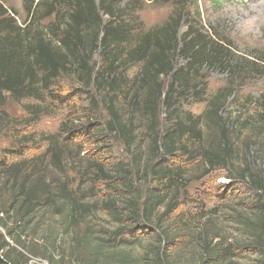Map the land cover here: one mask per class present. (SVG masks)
<instances>
[{
    "label": "rangeland",
    "instance_id": "obj_1",
    "mask_svg": "<svg viewBox=\"0 0 264 264\" xmlns=\"http://www.w3.org/2000/svg\"><path fill=\"white\" fill-rule=\"evenodd\" d=\"M67 1H59L60 23L67 18ZM0 4L8 11L4 17L15 18L19 25L35 21L33 29L43 30L46 36L57 40L51 34V25L56 18L37 23V18L34 20L28 14L26 0H0ZM113 8L121 14L125 12L123 17L133 21L136 33L160 26L172 11H183L182 35L190 26L205 38L211 34L219 38L215 39L217 45L207 49L222 55L221 63L220 60L203 59L190 65V59L170 53L178 67H189L183 80L196 85L197 93L193 90L189 96H177L172 107L162 100L158 105L159 122L164 131L177 121V116L184 122L188 115L192 120L201 118V126L197 127L200 136L190 142L188 153L163 159V163L175 166L179 174L177 196L180 204L175 213L183 212L190 221L187 236L179 239L182 245L175 263L198 264L203 244L222 241L224 246L232 244V253L217 256L215 261L212 260L214 263L264 264L260 249L250 247L251 236L257 230L256 221L264 214V196L237 176L239 171L247 169L264 179V132L256 121L260 116L258 97L264 93V0H123ZM44 11L45 6L39 9L38 17ZM108 19L104 15V21ZM125 46L128 50L131 48V44ZM132 61L128 58L122 62L115 76L135 83L145 62ZM254 62L256 70L248 72L245 68H252ZM106 63L98 51L91 65L100 70ZM243 72H246L245 76L239 78L237 74ZM163 79L167 84L170 82V78ZM133 83L125 91L130 93L125 98L95 84L88 88L82 86L73 71L57 79L50 91L40 96L41 99L7 97L5 104L0 105V160L7 163L0 165V185L6 181L7 186H11L13 181H7L10 175H4L3 171L12 167L19 171L21 179L22 176L29 179L28 186L49 185L45 195L49 198L48 203L32 215L25 231L12 224L15 233H22L34 249H48L54 256L52 260L41 255L42 258H37H45L49 264H118L122 255L140 258L158 242L162 227L145 228L142 224L140 232L149 231L148 235H141L142 241L135 239V230H132L130 234L118 233L116 244L98 247L99 240L106 243L120 225L104 208L105 202L119 198L121 204L128 201L130 191L140 190L143 194L147 188L155 186L152 179L143 177V167L151 154V115L143 108L145 93L134 91ZM180 84L178 90L182 89ZM224 91L225 94H221ZM230 92L234 95L225 99ZM135 95L138 104L132 103ZM216 95H219L217 100L223 111L211 125L207 112L209 101ZM111 97L115 98L123 120L132 122L131 147H127L121 136L106 130V122L112 116L103 100ZM247 116L254 117L250 120L254 128H249L250 123H244ZM223 136L233 144L229 159L224 168L205 175L206 154L225 148ZM120 166L127 168V176L131 177L106 181L105 176H121ZM229 175L233 179L228 178ZM17 178L18 183L21 179L18 175ZM4 194L2 188L0 195ZM66 196L93 205L94 211L85 222L78 225L71 222L66 214L69 211L65 205ZM10 222L13 223L12 219ZM88 228L93 229V236H86ZM0 231L4 232L1 228ZM122 238L130 240L128 245H121Z\"/></svg>",
    "mask_w": 264,
    "mask_h": 264
},
{
    "label": "trees",
    "instance_id": "obj_2",
    "mask_svg": "<svg viewBox=\"0 0 264 264\" xmlns=\"http://www.w3.org/2000/svg\"><path fill=\"white\" fill-rule=\"evenodd\" d=\"M26 1L28 14L34 20L37 18V23L42 19L56 18L51 25L53 26L51 34L57 40L54 41V38L46 36L43 30L33 29L35 21L19 25L15 18L4 17L8 11L0 4V105L5 104L7 97L17 100L35 97L41 99L45 92L50 91L57 79L62 75H70L73 71L77 74L82 86L88 88L95 84L98 88H107L114 94L120 97L123 95L126 98L130 93H125V91L134 80L127 82L119 79V76H115L116 72L122 67V62H126L128 58L132 59V62L144 61V66L132 86L135 84L134 91L145 93L143 108L151 115V154L143 167V177L152 179L155 186L151 189L147 188L143 194L140 190L130 191L128 201L124 200L121 204L119 198H110L105 202L104 208L120 225L115 232H112V236L107 238L106 243L97 239L99 240L98 247L111 246L117 241L118 233L130 234L132 230H135V239L142 241L141 235L149 234L146 229L140 232L142 224L145 228L162 227L163 231L159 232L158 242L142 253L140 258L122 255L118 264H176L174 259L182 245L179 239L187 236L190 231V221L186 220L183 212L175 213L180 204L177 196L180 191L179 174L175 166L163 163V159L167 156L177 158L181 154L188 153L190 142L200 136L197 127L201 126V118L192 120V116L188 115L184 122L178 120L177 116V121L164 131L159 122L158 105L162 100L167 106L172 107L177 96L179 98L189 96L188 94L193 90L197 93L196 85H189L187 80H183L186 79L189 67H178L171 60L170 53L190 59L192 61L190 65L203 59L209 62L220 60L221 63L222 55L210 48L207 49L208 46L217 45L215 39L219 40V38L216 34L206 35L205 38L202 33L193 31L190 26L182 35L181 28L184 26L185 17L183 11H172L160 26L145 33H136L133 21L123 17L125 12L122 11L121 14L113 8L117 3L121 4L123 0H68L67 18L62 23H60L59 13L61 12L58 8V5H61L60 0ZM43 6H45V11L41 17H38L39 9ZM104 15L109 17L107 21H104ZM126 44H131L129 50L125 48ZM98 51L107 62L100 70L91 65L93 56ZM254 65L257 64L254 62L252 68L246 67L245 69L248 72H254L256 70ZM195 70H197L196 67ZM235 72L236 70L232 72V75H235ZM245 73L237 75L242 78ZM164 77L170 78L168 84L164 81ZM180 82L183 83L180 84ZM179 84L182 85L181 90L177 88ZM230 95L234 94L230 92L225 99H228ZM218 96L216 95L213 100L209 101L210 108L207 113L211 125L214 124V118H218V114L223 111V107L218 103ZM132 100L133 104H138L137 95L133 96ZM103 101L107 112L112 116V119L106 122V130L121 136L127 147H131L132 122L123 120L115 98L111 97ZM258 103L260 116L256 121L260 125L259 129L262 128L264 132V93L258 97ZM252 118L254 117L247 116L244 123H250ZM249 128H254V126L250 123ZM222 142L225 148H217V150L210 151L211 154H206L208 166L205 175L225 167V162L229 159V149L233 144L225 136ZM4 163L7 164L0 160L1 166ZM4 170V175H10L8 183L13 182L11 186H7L6 181L5 184L3 183L4 187L3 184L0 185V191L2 188L5 190V194L0 195V228L4 231H0V264H30L31 257L41 256L52 260L54 256L48 252V249L41 251L34 249L22 233L16 234L12 228V224H15L25 231L26 225L31 223L32 215L48 203L49 198L45 195L49 191V185L48 187L40 184L28 186L29 179L25 176L21 179L19 171L14 167ZM118 171L123 172V175L105 176L106 181L131 177L127 176L129 172L125 167L120 166ZM17 175L21 179L19 184ZM237 176L238 180L248 183L256 193L264 196V179L258 178L247 169L239 171ZM227 177L233 179L231 175ZM126 185L124 184L125 188H128ZM174 191L175 195L172 196ZM65 205L69 209L66 214L74 225L85 222L90 213L94 211L90 202H82L69 196H66ZM161 207L163 211L159 212ZM168 223L169 225H165ZM91 229H86V236L92 235L93 229ZM255 229L257 230L251 236L253 242L250 247L259 248L264 256V214L258 217ZM128 241L130 240L124 238L120 240L121 245H128ZM223 244L222 241L215 244L212 242L203 244L198 264H217L213 262L217 256L232 253L230 251L232 244L229 246Z\"/></svg>",
    "mask_w": 264,
    "mask_h": 264
},
{
    "label": "built area",
    "instance_id": "obj_3",
    "mask_svg": "<svg viewBox=\"0 0 264 264\" xmlns=\"http://www.w3.org/2000/svg\"><path fill=\"white\" fill-rule=\"evenodd\" d=\"M30 264H49V261L37 257H31Z\"/></svg>",
    "mask_w": 264,
    "mask_h": 264
}]
</instances>
